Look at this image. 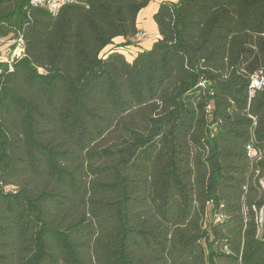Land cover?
<instances>
[{
  "label": "trees",
  "instance_id": "obj_1",
  "mask_svg": "<svg viewBox=\"0 0 264 264\" xmlns=\"http://www.w3.org/2000/svg\"><path fill=\"white\" fill-rule=\"evenodd\" d=\"M150 1L0 0V264H264V0H163L103 52Z\"/></svg>",
  "mask_w": 264,
  "mask_h": 264
},
{
  "label": "built area",
  "instance_id": "obj_2",
  "mask_svg": "<svg viewBox=\"0 0 264 264\" xmlns=\"http://www.w3.org/2000/svg\"><path fill=\"white\" fill-rule=\"evenodd\" d=\"M81 0H28L29 5L33 8H38L46 11L47 13L54 15L56 14L61 7L67 4L76 3ZM143 33H140L138 36H142ZM2 49L5 50V54L0 56V62H5L10 64V62L14 59H18L23 54V40L21 36L13 40H7L0 38V51ZM1 70V69H0ZM1 72V71H0ZM264 87V74L263 73H255L251 76L250 84H249V95H252L255 90H259ZM247 155L257 160L259 158V151L255 149L251 145L246 146ZM259 172L257 171L256 174ZM258 185L260 189L264 193V169L260 172L258 176ZM263 212H264V204L260 208L258 215L256 216L257 224L261 225L263 221ZM219 217L216 218L218 220Z\"/></svg>",
  "mask_w": 264,
  "mask_h": 264
},
{
  "label": "crops",
  "instance_id": "obj_3",
  "mask_svg": "<svg viewBox=\"0 0 264 264\" xmlns=\"http://www.w3.org/2000/svg\"><path fill=\"white\" fill-rule=\"evenodd\" d=\"M163 0H151L147 6L139 11L136 18V27L139 30V34L142 36L133 38L129 43H125L123 37H115L113 43L106 46L103 52H109L113 48L122 53L126 60L131 61L139 51L148 50L152 47L153 43L159 38V32L157 25L154 21V14L158 9L159 3ZM177 1V0H168ZM119 45V46H117ZM1 47V52H2ZM3 54V53H2Z\"/></svg>",
  "mask_w": 264,
  "mask_h": 264
},
{
  "label": "rangeland",
  "instance_id": "obj_4",
  "mask_svg": "<svg viewBox=\"0 0 264 264\" xmlns=\"http://www.w3.org/2000/svg\"><path fill=\"white\" fill-rule=\"evenodd\" d=\"M2 53L5 54V50L4 49H2V52L0 51V56L3 55Z\"/></svg>",
  "mask_w": 264,
  "mask_h": 264
}]
</instances>
